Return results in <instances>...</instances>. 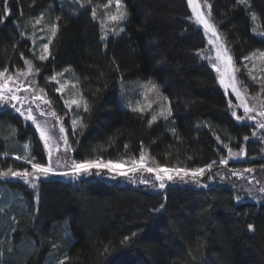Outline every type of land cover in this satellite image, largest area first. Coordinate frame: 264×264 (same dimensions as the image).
<instances>
[{
    "label": "trees",
    "instance_id": "16d2710c",
    "mask_svg": "<svg viewBox=\"0 0 264 264\" xmlns=\"http://www.w3.org/2000/svg\"><path fill=\"white\" fill-rule=\"evenodd\" d=\"M123 3L128 18L119 27L125 31L109 35L105 47L99 19H92L90 7L69 0H9L10 12L0 22V68L19 67L20 58L29 57L31 22L38 15L43 14L45 21L60 17L59 31L49 46L52 55L36 62L40 61L38 77H44L47 89L51 75L71 66L91 105L90 113L80 112L87 127H78L71 139L74 161L130 164L132 158L139 161L143 148L154 166L194 169L216 163L199 183L178 179L162 189L94 175L40 177L37 201L23 179L0 180L5 200L0 203V239L8 237L5 242L12 247L3 248L0 264H46L49 256L59 262L67 256L65 264H264V198L231 177L235 175L230 170L257 168L251 174L263 173L264 160L253 158L264 156V151L261 144L248 141L244 160L228 163L226 173L215 175L221 158L229 157V148L239 150L244 137L250 139L251 126L233 119L215 73L199 56L204 36L189 19L187 1ZM208 3L218 32L238 63L254 50H264V0H250V6L238 5L237 0ZM3 5L0 0V8ZM253 12L263 36L252 31ZM121 75L126 82L151 78L158 83L172 102V116L149 127L151 112L141 116L126 107L134 94L121 93ZM27 140L28 157L46 164L32 126L18 114L1 110L0 171L31 169L23 160L22 144ZM8 191L14 194L8 196ZM18 192L23 194L19 198ZM125 236L131 240L121 245Z\"/></svg>",
    "mask_w": 264,
    "mask_h": 264
},
{
    "label": "snow or ice",
    "instance_id": "6c2138e0",
    "mask_svg": "<svg viewBox=\"0 0 264 264\" xmlns=\"http://www.w3.org/2000/svg\"><path fill=\"white\" fill-rule=\"evenodd\" d=\"M4 8L3 12L7 14L9 12L8 3L9 0H3ZM92 0H82L81 7H84L87 4H91ZM238 5H244V6H250V0H237ZM115 4V11H105V14L103 18L99 21L100 26V40L105 42V47H107V40L109 38V34H113L116 36H119L121 33L125 31L123 27H119V25L126 21L128 18V11L123 3V0H107V3L103 5H98L97 7H103L105 10L109 9L111 5ZM188 4L190 6H193V17L194 22L198 25H202L204 32L206 35H210L211 39L209 40V43L214 45L215 47V58H212L210 56H203L204 59L208 60L211 64L212 68L215 69L216 73L218 74L219 83L224 86L225 90H228L229 88L232 90V92L235 93L236 97L240 100V107L243 108L245 115L240 116L237 115L235 111L232 112V116L235 117L237 121H243L245 119L248 120H255L256 117L252 115L253 112H255V107L250 106L245 99L246 90L242 91L240 85H242V81H240L237 77V73L240 72V69L235 66V60L230 53L228 47L226 46V42L222 39V34L218 32L216 24L213 22L212 18V12L211 8L212 5L208 3V0H204V4L207 8V13L205 14L204 11H201L199 4L195 2V0H188ZM97 7H93L91 11V16L93 20H96L97 17ZM193 17H189V19H193ZM251 18L253 20L257 19L256 13H251ZM57 20L60 19V17L56 18ZM43 16L36 18L34 20V26L40 25L42 23ZM59 31V26L56 23H52L48 26V32L50 33L47 37V43H43L41 45V54L37 57L39 60H47L52 55L50 51V45L53 43L54 38H56L57 33ZM256 29H253V32H255ZM23 35V33H21ZM35 42V41H34ZM23 56V54H21ZM244 61H253L252 68H248L247 64L244 65V67L247 69L249 77L256 81L257 77L253 75V70L256 68L255 61H259L260 64H264V50L256 49L252 53H250L247 56L243 57ZM25 64L27 65L26 71H17L16 76L14 77L12 74L9 73V69L7 67L0 70V103H10L11 101H22V98L18 96L16 93L19 92L22 88H24L23 83H17L20 76H28L29 74L35 72H39V68H35L32 61L25 59ZM115 63V61H113ZM264 71V69H261ZM73 72V69L71 66L66 67L63 69L62 72L55 73L49 79L51 81H56L58 84H60L59 87L56 88V91L58 93H62L66 87H68L69 82L65 81L64 83H60V79L64 76L65 73ZM262 81H264V78H261ZM16 83L15 91H13V88L10 87V84ZM126 83L128 84H136V82H126L124 80L123 75L120 77V90L121 93H125L128 91V88H126ZM79 84V80L76 81L75 84H72L73 88H76ZM136 87L139 89V98L135 101L129 100L126 107L131 110L133 113H137L141 116H143L145 113L151 112V119L147 121L148 126L151 127L154 122L157 120L163 118L164 120H168L173 113L172 109V102L169 99V97L165 96L161 90L160 85L156 83L153 79L148 78L147 80L140 82L136 84ZM246 88V86H245ZM27 91L28 89H24ZM261 93H264V82L261 83ZM261 94H257V96H254L253 99L258 102V105L260 107L259 115L261 117H264V99L260 98ZM46 93L44 92V89H40L38 93L33 91V102L36 100L41 101L44 104L51 105V101L45 99ZM64 105L72 109L73 105L76 106L77 109L82 108L84 112H91V105L89 101L85 98L83 95V92H78L77 94L73 95L69 99L64 100ZM156 105L158 107V111L153 110V106ZM12 107L17 111L20 112L21 115H25L24 112H21V109L16 106V104H12ZM39 107V105H37ZM229 107L232 108L233 105L231 101H229ZM43 114V113H42ZM53 117H56L57 120H60L61 117L57 116L56 112L53 110L50 113ZM25 118L27 120H31L33 123L36 124V128L40 133L41 139L44 141L45 147L49 149V159L47 164L42 163H33V160L35 157H23V159H26L29 164H31L32 171H29L27 168L20 170H12L9 168L6 171H0V177H19L23 179L25 182L29 183L32 187H36V181L39 180L41 176H47L50 173L54 172V169L52 167L51 163V147H49V141L52 139L51 136L48 135L45 128L41 126L40 123L37 122L36 117L33 115V110L31 107L27 108ZM72 126L75 129L77 126L80 128H85L87 125L83 123V120L80 119H73L72 120ZM258 126L262 129H264V122H258ZM60 132L64 133L65 129L63 125L60 127ZM173 134H175L176 130L172 129ZM255 135V133H253ZM179 138V137H177ZM61 139L64 142L65 150H67L68 147V140L67 136H62ZM219 139V137H217ZM245 140L248 139L247 136L244 137ZM58 147V145H57ZM128 146L125 145V148ZM225 147H228V145H225ZM25 149L29 148V144L26 143L24 145ZM245 149L241 148L239 152H233L231 148H229V156L230 157H238L245 155ZM17 159H22V157H17ZM222 164H227L228 159L227 158H221L220 161ZM127 163V161H125ZM215 161H212V163H209L205 165L202 168H195V169H188V168H166L161 167L157 165L156 167H149L146 163V156L143 151V148L140 152L139 161H137L135 158H132L131 164L132 167L128 168L127 171H121L120 166L117 163H114L113 161L109 160L107 162L103 161L102 159H94V160H82V161H73L71 165V172H65L63 175H69L71 174L73 177L78 176L81 173H90V170L93 168L97 169H104L106 168L109 172H116L117 175L127 176L129 172L135 173L138 170H143L148 173H152L155 175V179L159 181V187L164 188L165 187V181H173L177 178H179L181 181L187 180V178H190L193 182L199 183V177L203 176L204 173L208 170H210L213 165L215 164ZM264 168V165L261 166ZM245 172H253L255 171L252 168H248L244 170ZM243 173L239 170H233V175L240 176ZM150 181L148 180H141V183L148 184ZM259 183V181H257ZM206 187V185H205ZM261 192H264V187L260 189ZM237 200L240 198L237 197ZM164 207L163 204L160 205V208L162 209ZM160 209H153V212H158ZM248 229L254 230V226L252 224H249ZM132 237H135L137 233L133 232ZM131 237L125 236L123 240L120 242L121 245H126L130 242ZM55 247V245H53ZM105 252H108V247H105ZM68 260V257L65 256L63 260L59 262V264H65V261Z\"/></svg>",
    "mask_w": 264,
    "mask_h": 264
},
{
    "label": "rangeland",
    "instance_id": "374dc122",
    "mask_svg": "<svg viewBox=\"0 0 264 264\" xmlns=\"http://www.w3.org/2000/svg\"><path fill=\"white\" fill-rule=\"evenodd\" d=\"M69 1L70 2H72V1L77 2L80 5L82 3V0H69ZM186 1H187V4H188V0H186ZM195 2L199 4V7H200L201 11H204L205 14H206L207 13V8H206V6L204 4V0H195ZM105 3H107V0H104L102 3L94 2L92 4H87L84 7H90V10L92 11L93 7H97L98 5H103ZM193 6H195V5H193ZM193 6H190L188 4L189 10H190V17H193V10H192ZM3 8H4V5L0 8V10H3ZM105 11H115V4L111 5L110 8L107 9V10H105L103 7H97V17L99 19L98 22L100 21L101 18H103L104 14H105ZM9 12H10V10H9ZM9 12L7 14H5L4 12H2V13L0 12V16L3 15L1 17L0 22L4 19V16L5 17L8 16ZM41 15L43 16V14H40V15L37 16V18L40 17ZM250 19H251L252 31L255 28L256 31L254 33L256 35H258V36H263V33H262V31L260 29V26H259L258 16H257L256 20H253L251 18V16H250ZM190 20L198 28H200L202 33H203L205 44H204V47L199 49L197 52H198L199 56L209 64V66L211 67V69L215 73L216 79H217V83L220 86V88L222 89V91L224 92V94L226 95V97L228 98V102L231 101V103L233 105L232 108L229 107L231 115H232V112L235 111L237 113V115L244 116L245 115L244 110H243L242 107L239 106L240 103H241L240 100L236 97L235 93L232 92V90L230 88L228 90H225L224 86L219 83L218 74L216 73L215 69L212 68V66H211V64L209 63L208 60L203 58V56H210L212 58H215V55H216L215 47H214V45L209 43V40L211 39V36L205 34L202 25H198V24H196L194 22V17H193V19H190ZM47 21H45L44 16H43V20H42V23L40 25H35V26L33 25L32 26L33 28H32V31L30 32V36H29V40L31 42L30 55H29L28 58H25V57L20 58V66L19 67L16 66V67H13V68L9 69V73L12 74L14 77L16 76L18 70H20V71H26L27 70V65L24 62L25 59L31 60L35 68H39L40 67L38 65H39V62L41 60L37 61L38 62L37 63L36 62V58L41 54V45L43 43H47V37L50 34L48 32V26L51 25L52 23H56V17H55V19L53 18V19L47 20ZM31 23L34 24V20ZM109 35H111V33ZM222 39L224 40L223 37H222ZM226 46H227V43H226ZM229 51H230V49H229ZM235 62H236L235 66L240 69V72L237 73V77H238V79L240 81H242V85H240L241 90L242 91L246 90L245 99L247 100V102H248V104L250 106H253L256 109L255 112L252 113V115H254L256 117L255 120L245 119L243 121H237L235 119V117L232 116L233 119L236 122H238V123H246L249 126H251V128H250L251 129L250 139L249 140L248 139L247 140L244 139V141H243L244 144H243V146L241 148L245 149L244 147H246L248 141H253L255 143L261 144L260 146L262 148V151H264V129H262V128H260L258 126V122H264V117H261L259 115V112H260L261 109H260V107L258 105V102L253 99V97L257 96L258 93L261 94L260 98L264 99V93H261V83L264 82V81L261 80V78H264V71H262L261 69H264V64H260V62L258 60L255 61L256 68L253 70L252 74L257 77V80L253 81L249 77L247 69L244 67V65L247 64L248 68H252L253 61H244L242 59L241 61H239V63L236 60H235ZM2 69L0 68V70H2ZM62 71H63V69L62 70H58L55 73H59V72H62ZM38 75H39V72H35L34 71L33 73L29 74L28 76H20L18 81H16V82L17 83H23L24 84V88H22L16 94L22 98V101L18 102V101L13 100V101H11L10 103H7V104L0 103V111L8 109V111L18 114L21 118H23L24 122H26V123H28L29 125L32 126V128L34 129V131L36 132L38 138L41 141V146H42V148L44 150V153H45V156H46V160H47V163H48L49 149L45 147L44 141L41 139L40 133H39V131L36 128V124L33 123L31 120H27L25 118L27 108H29V107L32 108L33 115L36 117L37 122L40 123L41 126L45 128V130L48 133V135L52 137V139L49 141V147H51V163H52V167L54 169V172L50 173L47 176L57 175V176H60V177L66 178V179H74V178H77V177H80V176H89V175L93 176L94 175V176H97V177L113 179V180H116V181L124 183V184H129V185L143 184V185H146V186H148V187H150L152 189H162V188L159 187V181H157L155 179V175L152 174V173L145 172L143 170H140L139 173H138L139 170L137 172H135V173L129 172L127 176H122V175H117L116 172H109L106 168H104V169L93 168V169L90 170V173H81V174H79L76 177H73L71 174L63 175V173H65V172H68V173L71 172V165H72V162L74 161L72 159V156H71V150H72V146H71L72 140L71 139L73 137H75L74 136V131L79 126H77L74 129L73 126H72V120L73 119L80 120V112L83 111L82 108L77 109L75 105H73L72 109L70 110L69 108H67L64 105V100L65 99H69L73 95H75L78 92H80V89H79V86H77L76 88L72 87V84H75L76 81H77V79H76L75 75L73 74V72L65 73L63 77L58 78V79H60V83H64L65 81L69 82L68 87H66L65 90L62 93H58L56 91V88L59 87L60 84H58L56 81H51V83H50L51 87H50V89H47V85L44 82V77H42V80H40ZM145 80H147V79H145ZM145 80H139V81L136 82V84H138L140 82H143ZM136 84H129L127 86V88H128L127 93L131 95L132 91H133L134 96H136V97H134L132 95L133 98H134V100H132V101H135L136 99L139 98V91H138V88L136 87ZM245 86H246V88H245ZM10 87H12L13 91H15L16 83L10 84ZM24 89H28V90L25 91ZM40 89H44V92L46 93L45 99L51 101V105L50 106L47 105V104L42 103L39 100H36L35 102H33V99H34L33 91L38 93ZM135 91H138V92H135ZM55 92H57L58 95H56ZM12 104H16V106L18 108H20L21 112H24L25 115H21L20 112H17L12 107ZM37 105H39V107H37ZM53 110L56 112L57 116L61 117L60 120H57L56 117H53L50 114ZM153 110L158 111V107L156 105H154L153 106ZM61 125H63V127L65 129L64 133L60 132ZM68 130H70V133H69ZM253 133H255V135H253ZM65 135L67 136L68 145L70 146V147L67 148V150H65L64 142L61 139V137L65 136ZM26 143L29 144V148L28 149L24 148V145ZM57 145H58V147H57ZM22 148H23L25 157L30 156V154H31V149H30L31 148V142H30V140H27V141L23 142ZM240 149L239 150H232V151L233 152H239ZM14 158H15V156H14ZM227 159H228V163H230V162H239V161L244 160V155L243 156H238V157H230L229 156V157H227ZM253 159L264 160V156H261L259 158L256 157V158H253ZM146 160H147V162H146L147 166L156 167L154 165H151V163L148 161L147 158H146ZM126 161H127V163L129 162L128 160H126ZM24 162L29 164L27 162V160H24ZM114 163L119 164L121 171H127L128 168L132 167L131 163L130 164H127L125 162H114ZM220 164L221 165H220L219 168H221V170L220 171L217 170L215 172V175L222 176L224 173H226V171L230 167H228L227 164L226 165L222 164V163H220ZM263 165H264V163H263ZM161 167H165V166H161ZM234 168L235 167H233V168L231 167L230 170H236L237 169V168L236 169H234ZM252 169H254V168H252ZM255 169H257V168H255ZM263 170H264V168H263ZM29 171H32V168L29 169ZM242 173L243 174L240 175V176L235 175V176H231V177H235V178L240 179L242 181V184H244V185L246 184L248 186L247 189L249 191L253 192L255 195L259 196L260 198H264V192L260 191V189L262 187H264V172L260 173L258 175L251 174V173H254V171L250 172V173L242 171ZM231 175H233V172L231 173ZM47 176H41V177H47ZM11 177L12 176L0 177V180L12 179L13 177L12 178ZM15 178H18V177H15ZM145 179L150 181V182L148 184L141 183V180H145ZM178 179L179 178H177V179H175L173 181L176 182ZM173 181H165V185H167L168 183L173 182ZM257 181H259V183H257ZM31 188L34 191L32 193V196H33L32 198L35 199V201H37V188L36 187L34 188L32 186H31ZM2 192H4L3 191V186L0 187V203H1V205L5 202V200L3 198L4 195H3ZM8 192L10 193V194L8 193V196H10L12 192L11 191H8ZM12 194H14V193H12ZM21 195H23V194L20 193V192L15 193L16 197H18V196L20 197ZM3 207H8V206L5 205ZM64 234L65 233L63 231L62 235L64 236ZM65 237H68V233L67 232L65 234ZM6 238H8V237H4V238L0 239V260L2 258H4L5 252H3V250H4L3 248L6 246L7 247V251H9L12 248L9 245L8 242H5ZM57 261L59 262V258H56V257L55 258H51V256H49L47 261H46V264H54Z\"/></svg>",
    "mask_w": 264,
    "mask_h": 264
},
{
    "label": "bare ground",
    "instance_id": "6f19581e",
    "mask_svg": "<svg viewBox=\"0 0 264 264\" xmlns=\"http://www.w3.org/2000/svg\"><path fill=\"white\" fill-rule=\"evenodd\" d=\"M262 29V28H261Z\"/></svg>",
    "mask_w": 264,
    "mask_h": 264
}]
</instances>
